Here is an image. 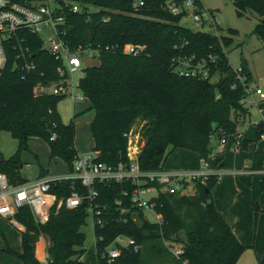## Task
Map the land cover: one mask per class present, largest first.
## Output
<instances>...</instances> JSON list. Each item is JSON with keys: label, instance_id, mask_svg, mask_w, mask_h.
I'll return each instance as SVG.
<instances>
[{"label": "trees", "instance_id": "trees-1", "mask_svg": "<svg viewBox=\"0 0 264 264\" xmlns=\"http://www.w3.org/2000/svg\"><path fill=\"white\" fill-rule=\"evenodd\" d=\"M28 3L30 0H16ZM82 10L64 9L65 25L62 39L72 50L101 48L98 63L86 66L78 81V89L96 111L90 129L98 160L117 165L127 162V137L133 124L141 121L139 167L157 170L167 157L169 147L184 148L207 158L212 152L211 140L234 134L239 115L249 114L240 103L244 91L236 82L235 74L222 54L220 42L229 48L235 29L221 30L220 37L204 31H193L181 26V14L174 15L165 9L167 0H76ZM182 2L184 0H176ZM238 16L254 12L259 22L254 29L264 40V0H231ZM200 7V0H194ZM88 6L98 8L88 11ZM29 59L34 69L29 73L16 68L19 63L16 50H7V66L0 79V129L8 130L18 142V149L7 160L0 161V172H5L13 183L22 182L19 174L20 151L27 146L30 136L43 137L49 147L50 158H60L68 169L76 156L74 148L75 127L63 124L56 110L63 96L49 93L35 94L37 84L47 85L57 81L60 62L50 53L40 38L28 35ZM125 43L141 45L144 52L136 56L115 50L105 51V45L122 46ZM183 45L185 52L207 54L213 52L219 61L214 70L221 78L217 82L180 77L173 73L171 60L177 54L176 46ZM251 72L244 61L240 63ZM56 134L51 141L50 135ZM258 138V129H256ZM247 140L244 141V147ZM1 155V152H0ZM253 169L264 168V151L253 155ZM218 175L197 180L192 192H161L155 210L160 222H152L142 212H131L126 222L120 219L116 201L129 207V197L123 189L130 184L98 183V205L103 225H95V252L98 264H236L246 249L222 215L217 211L211 190ZM74 186V187H73ZM75 188L80 193L86 189L67 180L52 185L51 192L60 198L68 196ZM255 211L258 204L253 203ZM88 201L74 209L51 205L45 224L36 223L30 209H18L16 220L25 226L22 232V252H7L22 264H85L81 260L86 252ZM132 237L139 246L122 247L118 257L109 260L102 252L118 235ZM48 241V257L44 262L36 248ZM178 246L182 253L176 258L171 247ZM264 264V257L259 260Z\"/></svg>", "mask_w": 264, "mask_h": 264}, {"label": "built area", "instance_id": "built-area-1", "mask_svg": "<svg viewBox=\"0 0 264 264\" xmlns=\"http://www.w3.org/2000/svg\"><path fill=\"white\" fill-rule=\"evenodd\" d=\"M54 1L61 6L50 8V0H30L28 3L0 0V79L7 66V50L10 47H14L19 60V63L15 65L16 68L27 73L34 69V62L29 59L30 48L27 45V37L36 35L41 39L44 48H47L60 62V65L57 67L59 79L47 85L37 84L34 89L35 94L49 93L63 97L70 95L72 100L84 99L80 90L75 95L69 90L72 87L70 75L76 71H83L86 60L98 61L101 48H92L88 45L85 48L72 50L62 39L63 27L66 22L64 9L68 8L72 12H78L82 10V5H68L64 3L65 0ZM136 5L142 6L143 1H138ZM165 9L171 14H181L182 17L191 18L194 25L197 26L196 29L191 30L204 31L220 37L221 29L214 10L205 9L202 5L199 7L194 0H184L181 3L176 0H167ZM42 34H45L46 38L42 37ZM45 42L48 43V47L45 46ZM176 47L178 52L171 60L173 73L180 77L211 82H217L221 78L218 70H214L219 61L217 54L209 52L201 55L196 52H185L183 45ZM116 48H120L121 52L132 56L144 52L143 46L133 43H125L120 47L110 45L103 47L105 51ZM220 48L228 60V48L222 42H220ZM228 66L231 67L236 79V82L230 87L235 89L239 83L244 91L240 103L248 109L249 114L251 106H255L258 113L261 114V118L254 121L253 125L255 129H258V139L264 140V105H262L264 104V89L254 85L252 74L249 75L241 64L233 66L228 60ZM247 115H239L238 124L240 121L243 122ZM124 135L128 139L126 148L128 161L119 162L114 166L99 161V152L92 149L84 154H76L72 169L63 174L13 183L6 174L0 173V215L16 224L18 209L28 207L36 223L45 224L49 218L52 204L56 203V210L63 206L67 209H74L79 207L83 201H88V213L94 228L95 225H103L98 205L94 204V200L98 196L96 184L115 182L131 185L130 190L123 189L121 194L123 197H129L130 208L122 206L120 198L116 201L120 219L123 222H126L129 213L137 211L142 212L152 222H160L161 215L156 212L155 207L157 197L161 192L183 194L187 192V187L194 186L197 180L219 174L213 166L207 163V158H201V166L195 171L186 169L173 171L164 168L163 165L157 170H142L138 163L140 143L136 142L137 140L130 131ZM228 138H231L234 148H244L245 138L238 130L234 134L222 135L217 141L219 144H225ZM55 139L56 134L52 133L50 140ZM260 172L264 174V168L260 169ZM67 180L72 181V185L80 183L86 191L80 193L73 188L68 196L56 198L51 192L52 185ZM147 212H150L155 218L151 219ZM122 247H132L134 250L139 248L132 237L121 234L116 236L112 243L104 249L102 257L112 260L120 255ZM170 250L176 258H179L182 253L178 246H172Z\"/></svg>", "mask_w": 264, "mask_h": 264}, {"label": "rangeland", "instance_id": "rangeland-1", "mask_svg": "<svg viewBox=\"0 0 264 264\" xmlns=\"http://www.w3.org/2000/svg\"><path fill=\"white\" fill-rule=\"evenodd\" d=\"M64 3L68 5L80 4L79 1L76 0H65ZM202 4L205 9L214 10L216 12L219 28L224 31L223 33H226L227 28L238 31V35L234 36V41L228 48V60L233 66H238L242 61H244L252 74L254 85L264 89V40H261V38L254 33V29L259 22V16L254 12H247V14L242 17L238 16L231 0H202ZM49 6L54 9L61 5L54 0H50ZM88 11L94 13L98 11V8L95 6H88ZM179 24L190 29L197 28L188 16L182 17ZM42 37L46 38V35L42 34ZM45 46L48 47V43L45 42ZM85 63L86 66H91L98 63V61L88 59ZM83 74V71H76L70 75L72 78V87L69 90L74 95L79 91L77 83ZM256 98L258 99L259 97L257 96ZM56 110L63 124H70L71 122L74 124V148L76 153L84 154L91 151L94 148V138L91 133L90 125L95 117L96 111L92 108L89 100L85 98L72 100L71 96L67 95L58 100ZM260 118L261 114L258 113L256 107L251 106L250 114L247 115L245 123L238 125V131L244 135V138L252 139L249 150L242 147L234 148L231 138H228L225 144H220V146L218 145L216 148V151L223 150L222 153H219L218 155L228 168L241 166L243 159L250 156V150H252L251 146L253 143L258 144L260 141L261 143H264V140H254L257 135L255 133L253 123ZM141 123L142 122L138 120L130 129L132 136L138 143H140L139 132ZM214 143L216 145V140L212 139L211 145ZM17 149V140L11 136L8 130L1 128L0 156L7 160L15 154ZM168 149L169 151L172 150L170 147ZM216 151H214L215 153L212 151V153L208 155L206 160L209 165L214 163V159L217 157ZM19 160L20 163L18 165L19 167L22 166L20 172L27 178H34L40 170V167L49 169L50 174L62 172L66 168L65 162H63L60 158H50L48 143L43 137L39 136H30L28 138L27 146L20 151ZM0 173L6 174L5 172ZM256 188L257 187L254 185V189L257 190V196H264V190H262V187L258 189ZM187 192H192L191 185L187 187ZM259 197H256L250 202V207L252 208V203L257 202L259 207L258 214H261V208H264V199H259ZM147 213L148 216H151V219L155 218L150 212ZM12 225L13 224H11V226ZM15 231H17L16 228ZM82 231L86 234V252L82 257V260L85 264H98L95 253L96 238L93 233V223L91 217L87 218V224L82 227ZM47 248L48 241L46 240L42 245V252L40 254L42 255V260L44 262L48 257ZM15 258L19 260V258ZM236 264H259V262L256 260L254 252H247L244 250V252H242L239 256Z\"/></svg>", "mask_w": 264, "mask_h": 264}, {"label": "crops", "instance_id": "crops-1", "mask_svg": "<svg viewBox=\"0 0 264 264\" xmlns=\"http://www.w3.org/2000/svg\"><path fill=\"white\" fill-rule=\"evenodd\" d=\"M200 2L203 6L202 0ZM245 120L240 121L239 124L245 123ZM257 139L256 137L254 140L257 141ZM245 140H247V144L244 149L249 150L252 139L245 138ZM218 145L220 146L217 140L216 145L215 143L211 145L213 153H215L214 151H216ZM251 147L250 156L243 159L242 165L232 168H228L219 158L218 154L222 153L223 150L216 151L217 157L211 165L214 170L219 172V178L213 186L211 194L217 211L229 225L237 240L246 247L247 252H254L256 260L259 262L264 257V208H261L262 212L258 214L259 207L255 211L253 203L252 208L250 207V202L259 197L254 185L257 187L256 189L262 187V190H264V174L260 172V169L252 168L253 155L256 151H264V143H261V141L258 144L253 143ZM200 160L201 157L196 152L184 148H174L165 158L163 166L173 171L180 169L195 171L201 166ZM21 167H19V174L24 178V181L35 180L48 175L63 174L69 170L66 164L64 171L50 174L49 169L40 167L34 178H27L20 172ZM259 199H264V196L259 197ZM24 231L25 226L23 224L18 221L14 224L10 219L0 215V264H22L21 260H17L7 250L11 249L17 253L22 252V232ZM36 252L40 256L42 246L37 247Z\"/></svg>", "mask_w": 264, "mask_h": 264}, {"label": "water", "instance_id": "water-1", "mask_svg": "<svg viewBox=\"0 0 264 264\" xmlns=\"http://www.w3.org/2000/svg\"><path fill=\"white\" fill-rule=\"evenodd\" d=\"M59 2H62L63 0H58ZM4 158L0 156V161L3 160Z\"/></svg>", "mask_w": 264, "mask_h": 264}]
</instances>
